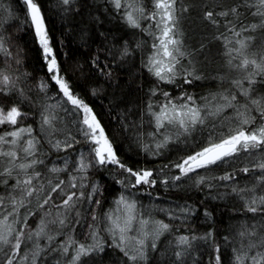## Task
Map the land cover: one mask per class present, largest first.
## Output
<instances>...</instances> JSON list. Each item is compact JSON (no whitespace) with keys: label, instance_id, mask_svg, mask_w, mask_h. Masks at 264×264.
<instances>
[{"label":"trees","instance_id":"16d2710c","mask_svg":"<svg viewBox=\"0 0 264 264\" xmlns=\"http://www.w3.org/2000/svg\"><path fill=\"white\" fill-rule=\"evenodd\" d=\"M235 2L177 0L179 39L186 55L178 65L179 75L168 83L152 75L146 67L151 54L149 42L153 35L150 33L156 32L153 21L141 19L140 28H131L122 19L124 10L118 12L109 0H72L68 5L63 4L62 0H37L60 75L69 83L74 94L92 109L120 163L134 171H152L150 179L156 181L155 185L132 187L135 177H131L119 165L95 162L91 151L93 145L81 132L84 127L80 123L81 116L75 111H65L73 106L66 103L58 85L51 78L52 73L48 70L47 60L23 0H0V36L11 53L10 57L0 54V70L12 76L17 85L10 95L0 94V106L8 108L15 104L22 113H27L26 117H21L22 123L17 127L31 126L33 135L40 142L37 158L44 163L36 166L41 176L35 183L47 186L49 179L55 183L59 179L67 181L69 173L77 176L74 168L83 154L86 162L91 161L84 179L77 181L84 187L70 191L77 194L82 191L87 197L95 186L97 191L93 201H100L96 204L83 199L75 210L66 213L68 221L62 228L49 223L47 233L55 239L47 248L45 239L38 242L43 251L36 258L37 264H52L50 261L58 257L65 263L64 259L68 261L73 250L70 248L68 256L64 257L59 246L69 236L87 245L92 231L96 232L103 250L82 256L78 264H134L112 245L104 230L105 214L112 210L115 200L122 194L134 199L138 211L146 219L158 221L156 212L159 210L177 213L178 219L163 221L169 225V230L158 237L155 249L148 247L145 250L146 259L139 264H215L217 255L221 257V264H234L233 249L241 247L239 231L255 225L258 234L264 233V208L252 213L245 207L253 197L264 194V181L260 180L264 172L254 167L257 162H264V151L240 152L207 168L197 169L179 181L172 179L179 175V170L172 165L199 151L210 141H220L238 126L234 108L224 109L217 118H206L204 125H197L185 141H176L170 149L156 153L146 148L150 137L156 139L155 135H149L155 133L156 128L147 106L152 103L153 109H156L165 104V92L176 103H180L178 98L185 95L194 97L198 105L208 101L212 103V97H219L220 93L237 94L240 104L247 103L236 87L229 82L226 84L235 77L225 67L220 49L223 40L215 38L221 33L229 35L230 39L237 38L227 33L225 25L233 21L238 30L239 22L232 15L215 16L218 21L216 25L204 19L206 11L219 13ZM141 3L146 13L153 10L152 0H141ZM185 8L187 11L183 10ZM239 11L244 13L245 9L240 8ZM240 20L244 24L258 22V18L251 15L241 16ZM242 36L252 37L246 53L259 58L264 52V29L244 32ZM125 48L127 54H124ZM185 70L193 72L200 79L187 77ZM186 78L191 83H186ZM255 79L257 82L251 85L250 97L264 99V77L256 76ZM42 84L47 85L44 90H41ZM241 84L243 88H249L247 79L243 78ZM20 90L23 95H20ZM153 90L155 95H152ZM55 104L63 107L49 109L51 115L56 117L53 121L56 131L49 137L41 127V113L49 105ZM249 108L256 119L245 127L251 129L264 123L258 110L251 104ZM5 130H10V127L0 126V132ZM49 139L53 143L57 140L72 142V147L57 151L51 147ZM65 160L68 161L66 171H49L53 166L63 168ZM245 167L250 169L247 173L242 171ZM225 175H230L231 179H221ZM200 177H203V181L197 183ZM13 183L14 179H8L9 185ZM5 187L0 184V193L5 191ZM234 188L238 191L234 192ZM242 189L244 191H239ZM53 196L54 203L60 204L62 197L57 194ZM184 207L189 211L182 212L181 208ZM57 210L52 204L39 209L33 198L27 208L20 209L21 216L27 211L33 213L28 217L26 234L37 229L42 217L48 221L55 219ZM77 211L79 216L76 215ZM45 213L50 215L46 216ZM94 214L96 220L92 218ZM89 225H93V228L90 229ZM15 226L19 228L21 225ZM209 232L212 233L210 238H202ZM180 236L189 237V245H178ZM193 236L196 239H191ZM35 244L34 239L25 248L22 244V252L29 256L25 264H30L29 249ZM217 247L219 252L215 251ZM177 251H183L179 259L175 255ZM262 251L264 248L252 249L248 251V256ZM2 258L3 253L0 254ZM245 264L249 262L245 261Z\"/></svg>","mask_w":264,"mask_h":264},{"label":"snow or ice","instance_id":"6c2138e0","mask_svg":"<svg viewBox=\"0 0 264 264\" xmlns=\"http://www.w3.org/2000/svg\"><path fill=\"white\" fill-rule=\"evenodd\" d=\"M62 2L68 5L72 0H62ZM109 2L118 12L124 10L122 19L131 28H140L141 19L154 22L156 32L150 33L154 37V43L152 45L154 52L148 58L146 67L148 71L159 80L171 83L176 76L179 75L178 65H180L181 58L186 55L182 50V42L179 39L180 32L175 7L177 0H152L153 10L148 13L145 12L141 0H109ZM23 3L26 5L27 15L31 19V23L35 28V35L43 49L44 57L48 63V70L52 73L51 78L55 81V84L58 85L59 91L63 94L66 103L73 106L71 110L65 109V111H75L78 116H81L80 123L84 126L81 128V132L86 140L94 145L91 151L94 153L95 162L101 165H119V167L128 172L131 177H135V181L131 185L132 187H136L140 184L155 185L156 181L150 179L153 176L152 171H134L120 163L116 153L113 151L111 143L105 136L104 130L93 114L92 109L74 94L69 83L60 75L57 59L53 54V49L49 44V38L45 30L41 6L37 3V0H23ZM240 8H244L245 12L241 13L239 11ZM183 10L187 11L186 8ZM217 15L220 17L232 15L236 18V21L239 22L238 30L237 24L233 21H228L225 25L227 33H230L232 37H237L238 39H230L229 35L224 33H221V35L215 38L223 40L226 49L225 55L229 57L228 64L247 71L245 79L248 80L249 88H243L239 80L233 81V85L238 89L239 95L245 97L247 103L240 104L237 99V94L234 93L218 94L219 100L223 101L222 104L217 103L216 105H211V101H208V103L198 105L195 98L191 95L178 98L180 103H176L169 98V94L165 92L163 95L167 102L160 105V110L158 112L153 111L152 103L148 104L147 110L155 121L156 133H159L166 125H170L176 127L178 130H182L179 134H188L197 125H204L205 119L208 116H217L224 108L235 109L238 126L232 128L226 137L222 138L219 143L210 141L209 144L201 148L200 151L186 158H182L181 161L172 165L179 170V175L172 177V179L176 181L181 180L182 177L188 176L190 173L196 171V169L207 168L210 165L217 164V162L226 157L234 156L240 152L252 153V151L256 149L264 151V123L251 129L245 127L253 124L256 119L255 116L251 115L252 109L249 108V104L258 110L260 118L264 120V99L250 97V92L252 91L251 85L257 82L255 77H264V52L259 55V58H256L255 54L249 56L246 53V49L249 47L252 37L242 36L244 32H254L257 28L264 29V0H236L233 5L219 13L206 11L204 13V19L216 25L218 21L214 17ZM247 15L258 18V22L244 24L240 18L241 16ZM0 54L7 57L11 56V53L4 45L2 36H0ZM124 54H127L126 48ZM237 58L240 59V63L238 65H232L233 60ZM93 63L95 64L96 61ZM185 71L187 77L200 79V77L195 76L193 72ZM185 82L191 83V80L186 78ZM40 87L41 90H44L47 85L42 84ZM16 89V81L12 76L0 70V94L8 96ZM155 94L156 92L153 90L152 95ZM20 95H23L22 90H20ZM204 99L207 100V98ZM212 99L216 100L217 96L214 95ZM57 107H63V105H49L48 108L41 113V127L47 132L49 137L56 131L53 125V121L56 117L51 115L49 109ZM26 116L27 113H22L15 104L8 108L0 106V126L8 125L10 127V130L0 132V184L6 186L5 191L0 193V253H3L0 264H25L26 261H29V256L22 252V244L25 240H33L34 237L38 240V238L46 236L48 241L51 242L55 237L49 235L46 231L49 223H58L61 228L65 226L68 221V216L65 213L75 210L76 205L85 198L90 203H100L98 200L93 201V196L97 191L95 186L87 197H85L82 191L79 194L70 191V189L84 187V184L77 183L78 180L84 179L83 176L77 177L69 173L67 181L59 179L54 183L49 179L47 181V186L44 183H35L41 176V173L36 170V166L43 164L44 161L37 158V152L39 151L38 145L40 142L36 136L33 135V128L31 126L17 127L18 124L22 123L21 117ZM156 133H149V135L154 136ZM25 137H27V139H25ZM170 139L171 137L166 135L163 143L157 144L156 147H163ZM48 142L51 147L57 151L72 147V142H61L57 140L53 143L51 139H49ZM86 160L87 158L81 154L76 162L74 171L85 173L91 163V161L86 162ZM67 167L68 161L65 160L63 168L53 166L49 171L52 173H59L66 171ZM254 167L264 172V162H257ZM249 170L248 167L242 169L245 173ZM8 179H14V183L9 185ZM221 179L229 180L231 176L225 175L221 177ZM260 180L264 181V176H261ZM202 181L203 177H200L197 183H201ZM163 183L166 184L167 181H163ZM233 191L237 192L238 190L234 188ZM239 191L244 190L242 189ZM248 191H251V189ZM53 194L62 197L60 204L54 203L55 197ZM33 198L37 201V207L39 209H43L46 205L52 204L53 207L57 209H64L65 213L57 212V218L51 221H46L42 217L40 223L37 225V229L28 231L26 234L28 217L33 213L27 211L21 216L20 209L27 208V206L31 204ZM115 203L119 206L117 211L122 212V216L116 215L114 218L112 213H106V219L111 224V227L107 228L106 231L111 233L114 246L120 248L129 261L134 262V264H139V262L146 259L145 240L149 237L150 233L143 231V226L147 225L149 221H139L141 225V238H131V240L135 241V244L130 248L129 244L131 240L127 236V233L132 230L133 221L136 220L135 212L137 206L134 201H128L123 195H121ZM261 205H264V196L253 197L245 204V207L248 212L257 213L261 210L259 207ZM181 211L186 213L189 209L184 207L181 208ZM45 215H50V213H45ZM76 215L79 216L80 213L77 211ZM92 218L96 220L97 216L94 214ZM77 223H79V221H77ZM153 223L154 229L151 235L154 239L151 243V248L155 249V238H158L164 232L168 231L169 225L162 221H155ZM17 224L21 226L19 228L15 227ZM89 228L92 229L93 225H89ZM90 235L93 240H95L97 235L96 232L92 231ZM238 235L241 238V247L239 249H233L234 264H245V261H248L249 264H264V251L258 252L251 257L248 256V251L257 247L264 248V233L258 234L256 226L253 225L251 227H243ZM211 236L212 233L209 232L206 234V237L202 238L206 239ZM191 239L194 240L196 237L193 236ZM189 243L190 239L187 236H180L177 239L178 245L187 246ZM70 248L73 250L74 254L71 255L67 264H78L82 256H87L97 250H103L100 241H95L93 244L86 245L78 243L69 236L68 239L59 246V249L62 255L68 256ZM42 251L43 249L40 248L37 242L31 253L30 264H37L36 258ZM215 251L219 252V248L217 247ZM175 255L177 259H179L183 255V251H177ZM215 264H221V257L219 255L215 258Z\"/></svg>","mask_w":264,"mask_h":264},{"label":"rangeland","instance_id":"374dc122","mask_svg":"<svg viewBox=\"0 0 264 264\" xmlns=\"http://www.w3.org/2000/svg\"><path fill=\"white\" fill-rule=\"evenodd\" d=\"M235 39H237V38H234L233 40H235ZM153 43H154V37L152 36V39H150V42H149V48L151 49V54H150V56L153 54V52H154V49H153V47H152V45H153ZM221 45H222V48L220 47V49L222 50L221 51V54H222V56H223V60H224V62H225V67H226V69L227 70H229L230 72H231V74H232V76L233 77H235V80L236 79H239V81H241L243 78H245V76L247 75V71L246 70H244V69H241V68H238V67H234V66H231V65H229L228 64V59H229V57L228 56H226L225 55V52H226V49H225V45H224V42L223 41H221ZM231 46H235V45H231ZM150 56H148V58L150 57ZM182 59V58H181ZM238 62V63H237ZM240 63V59L239 58H237V59H235V60H233V62H232V65H238ZM233 72V73H232ZM242 76V77H241ZM231 77V76H230ZM233 81H234V79L230 82V80H228L227 82H226V84L229 82V83H231L232 84V86H234L233 85ZM235 87V86H234ZM219 102H221V103H223V101L222 100H219V97H217V99L216 100H213L212 101V103H211V105H216L217 103H219ZM224 109H227V108H224ZM223 109V110H224ZM154 111H156V112H158L159 110H160V106L159 107H157L156 109H153ZM214 110V109H213ZM221 114V113H220ZM219 114V115H220ZM218 115V116H219ZM218 116H212V118H217ZM209 117H211V116H208L207 118H209ZM154 128H156V127H154ZM182 132V130H178L176 127H173V126H170V125H166L165 126V128L164 129H161L160 130V132L159 133H156V130H155V136H156V139L155 138H152V137H150L149 139H148V142H146V148L147 149H151L152 151H154V152H156L157 153V151H159V150H163V149H170L174 144H175V142L176 141H185L186 140V138H188L189 137V135H190V132L188 133V134H179V133H181ZM169 136V137H171V139L166 143V144H164V146L163 147H160V148H157L156 147V145L157 144H160V143H163V141H164V138H165V136ZM25 139H27V137H25ZM220 141H218V142H216V143H219ZM209 144V143H208ZM207 144V145H208ZM206 145V146H207ZM93 147H94V145H93ZM201 150V149H200ZM199 150V151H200ZM194 154V153H193ZM197 170V169H196ZM195 172V171H194ZM86 173V172H85ZM85 173H78V172H76V174H77V177H80V176H85ZM128 201H134V199H132V198H130L128 195H126V194H122ZM121 196V195H120ZM119 196V197H120ZM260 196H264V194L263 195H260ZM118 197V198H119ZM259 197V196H258ZM117 198V199H118ZM116 199V200H117ZM115 200V201H116ZM135 202V201H134ZM136 206H137V204H136ZM260 208H264V205H261V206H259ZM119 209V206L114 202V204H113V208H112V210L110 211V212H108V213H112L113 214V216H114V218H115V216L116 215H121L122 216V212H119V211H117ZM57 212H60V213H65V210L64 209H58L57 210ZM57 212H55V214H56V217H55V219L57 218ZM157 213V216H158V221H164V220H176V219H178L177 218V213L176 212H166V211H162V210H159V212H156ZM66 214V213H65ZM135 216H136V220H134L133 221V225H132V230L131 231H129L128 233H127V236L130 238V240H131V238H133V237H135V238H137V239H139V238H141V225H140V223H139V221L140 220H147V221H149V223L147 224V225H145V226H143V231H146V232H149L150 233V235H149V237L145 240V250L148 248V247H151V243L153 242V239H154V237L151 235V233H152V231H153V229H154V223L153 222H155V221H152V220H149V219H146L145 217H144V215L141 213V212H139L138 211V207H136V212H135ZM55 219H53V220H55ZM46 221H48V219L46 220ZM164 223V222H163ZM56 226L58 227V228H61V226H59V224L57 223L56 224ZM16 227V226H15ZM109 227H111V224H110V222L109 221H107V219H106V216L104 217V230H105V232H106V234L109 236V238H110V241H111V243H112V245H114V241H113V238H112V235H111V233L110 232H108V231H106V229L107 228H109ZM46 231L48 232V228L46 229ZM49 233V232H48ZM34 239V241L36 240V243L37 242H43L42 240L43 239H45L46 240V248L47 247H50L51 245H52V241L51 242H49L48 241V239H47V237L46 236H44V237H40V238H38V240H37V238H33ZM158 238H155V242H156V240H157ZM41 240V241H40ZM95 241H99V240H97V238H95V240H93V238H91L90 239V242H89V244H93V243H95ZM30 242H32V240H25L24 241V243H23V245H24V248H25V246L27 245V243H30ZM134 244H135V241L134 240H131V242H130V244H129V247L131 248L132 246H134ZM34 246V245H33ZM31 247V249H29V251H30V255H31V253H32V251L34 250L33 248H35V247ZM115 247V246H114ZM117 249H119L120 250V248H118V247H116ZM257 248H261V247H257ZM1 254V253H0ZM26 254V253H25ZM74 254V253H73ZM2 256V255H1ZM65 257V256H64ZM62 260L63 259H61V257L59 258L58 257V259H53L52 261H50V263H52V264H67V260H65L64 259V261H65V263L64 262H62ZM26 263V262H25Z\"/></svg>","mask_w":264,"mask_h":264}]
</instances>
